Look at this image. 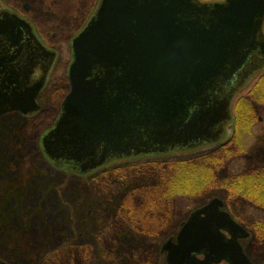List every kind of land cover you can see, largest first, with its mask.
I'll return each instance as SVG.
<instances>
[{
    "label": "water",
    "instance_id": "95a60500",
    "mask_svg": "<svg viewBox=\"0 0 264 264\" xmlns=\"http://www.w3.org/2000/svg\"><path fill=\"white\" fill-rule=\"evenodd\" d=\"M263 26L264 0H101L72 41L70 92L42 138L46 156L86 175L121 159L219 142L235 95L264 65ZM14 46L45 50L29 22L5 11L0 117L35 113L45 81H19L20 57L8 56ZM46 52L50 65L55 53ZM223 206L214 198L191 214L177 241L163 245L168 264H253L239 242L249 233Z\"/></svg>",
    "mask_w": 264,
    "mask_h": 264
},
{
    "label": "rangeland",
    "instance_id": "374dc122",
    "mask_svg": "<svg viewBox=\"0 0 264 264\" xmlns=\"http://www.w3.org/2000/svg\"><path fill=\"white\" fill-rule=\"evenodd\" d=\"M100 2L0 0L1 8L23 12L42 41L58 53L39 97L42 110L28 121L16 113L0 120V260L7 264H168L166 253L160 252L165 238L175 236L198 205L220 198L232 217L257 238L242 239L245 253L253 264H264V239L258 226L264 223V209L248 190L250 181L258 182L264 175V65L235 95L230 122L217 144L117 160L86 175L58 167L46 156L42 138L58 120L70 91L72 41L87 27ZM243 98L255 113L250 123L245 119L246 105L239 104ZM199 160L204 169L181 193L172 194L175 219L161 230L159 239L152 242L131 233L130 217L126 221L122 216L130 188L165 182L174 176V163ZM130 171L140 173L127 177ZM240 181L243 185H237ZM161 190L145 192L157 195Z\"/></svg>",
    "mask_w": 264,
    "mask_h": 264
},
{
    "label": "flooded vegetation",
    "instance_id": "af4514ba",
    "mask_svg": "<svg viewBox=\"0 0 264 264\" xmlns=\"http://www.w3.org/2000/svg\"><path fill=\"white\" fill-rule=\"evenodd\" d=\"M5 11H10L16 15H18L20 18L26 20L27 22H29L31 25H32V28H33V33L36 37V39L40 42L41 46L45 48V50H35L34 48V52L33 54L31 55L30 54V50L28 48H25L23 49V47H19V46H14L13 48H11V51L9 53V58L10 59H13L15 56L17 57V59L20 57L19 61L22 63L21 65L22 66H18L14 69V74L15 76L16 75H19L20 78H19V81L20 82H24L25 83V86L26 87H31V86H35L37 84H39L43 79L45 80L44 81V85L43 87L41 88L40 92L38 93L37 97H36V102H37V105H38V112H40L42 110V105L40 103V100H39V97L41 95V93L43 92L44 88H45V85H46V82L48 81V77H49V74H50V71L52 69V66L53 64L55 63V61L57 60V56H58V53L57 51L46 45L42 39L38 36L37 32H36V29H35V26H34V23L29 19L27 18V16L19 11L18 9H13V10H9V9H3L0 7V14L4 13ZM23 42L22 43H25L26 40H27V35L25 34L24 31H22V36H21ZM21 43V45H22ZM47 51L49 52H54L55 53V58L54 60L52 61V63L49 65V63H47V60H46V54H47ZM50 54V53H49ZM27 66V67H26ZM27 68V69H26ZM69 81V80H68ZM22 84V83H20ZM66 97V96H65ZM65 99V98H64ZM63 111V103L60 107V112H59V117L61 115ZM37 112V113H38ZM10 113H16L17 115H21L23 116V119H25L24 121H28L29 118H32L35 114H37L36 112L35 113H32V114H23L22 112L20 111H11V112H8L4 115H2L0 117V120H2L3 117H5L6 115L10 114ZM59 119V118H58ZM57 122V121H56ZM56 122L54 123V125L51 127L50 130H52L54 128V126L56 125ZM156 156V155H154ZM141 157H148V156H141ZM136 158V157H134ZM138 158V157H137ZM133 159V158H131ZM126 160H130V159H126ZM114 163L111 162L107 165H104L98 169H96L95 171L93 172H96L98 171L99 169L105 167V166H109L110 164ZM91 172V173H93ZM147 186H149V183H141L139 186H137L136 188H130V190L127 192V194L125 195V197L128 195V194H132L135 192V190H149L151 188H148ZM153 189H156V190H159V189H162V188H153ZM222 200V199H221ZM223 201V200H222ZM209 203V202H208ZM208 203H205V204H202V205H198L197 208L194 209V211L202 208L203 206L207 205ZM224 203V202H223ZM225 203H224V206L223 208L221 209L222 211H225L227 213H229L225 207ZM256 205V204H254ZM259 205V204H258ZM261 206V205H260ZM262 207V206H261ZM174 208V206H171L169 208H164V212L162 214V212H159V217L157 219H152V220H149V216L151 217L152 214L149 215L150 211L148 210V216L147 217H144L142 218L144 220V233L143 235L140 236V238H151L152 242H156L158 239H159V235L161 233V230L162 229H165L166 225H169V224H172L174 222V210L172 209ZM264 209V207H262ZM173 210V211H172ZM147 211V210H146ZM160 211V210H159ZM192 211L191 214L194 212ZM190 214V216H191ZM231 217L232 215L229 214ZM189 216V217H190ZM141 217H142V213H141ZM188 217V219H189ZM233 218V217H232ZM188 219L186 221H183L181 223V226H180V229L179 231L176 233V235H170L169 237L165 238V240L162 242V245H161V248H160V252H163L162 248H163V245L168 241V240H173L174 242L177 241V236L179 234V232L181 231V229L183 228V226L185 225V223L188 221ZM234 219V218H233ZM235 220V219H234ZM236 221V220H235ZM237 222V221H236ZM239 223V222H237ZM261 223V222H260ZM240 224V223H239ZM241 225V224H240ZM242 226V225H241ZM243 227V226H242ZM245 228V227H243ZM246 230V228H245ZM247 231V230H246ZM149 232V233H148ZM248 232V231H247ZM223 233L227 236H229L226 232L223 231ZM250 235V237L254 236L251 232H248ZM249 237V238H250ZM255 237V236H254ZM256 238V237H255ZM257 239V238H256ZM144 241V240H142ZM146 241V240H145ZM241 241L240 240V244H241ZM241 246H243L241 244ZM245 252V250H244ZM163 253H166V252H163ZM199 258H203V256H199Z\"/></svg>",
    "mask_w": 264,
    "mask_h": 264
},
{
    "label": "trees",
    "instance_id": "16d2710c",
    "mask_svg": "<svg viewBox=\"0 0 264 264\" xmlns=\"http://www.w3.org/2000/svg\"><path fill=\"white\" fill-rule=\"evenodd\" d=\"M264 91V88H262ZM239 104L243 107H246V121L250 123V120H252V116H254L253 112V106L252 104L249 103L248 100H245L244 98L241 99ZM239 105V106H240ZM240 108V107H239ZM253 127V122L251 123L250 129ZM230 143V142H229ZM227 146V145H226ZM225 147V145H224ZM222 146V148H224ZM221 150V149H220ZM241 151V150H240ZM227 154V151H226ZM200 160L199 161H182L178 163H174L175 169L173 170L174 176L169 179V180H162L160 183H149L153 186H147L148 188H162L161 192H159L157 195L156 194H148L147 192H143V190H135V194H128L123 201L122 204V216L124 219L129 220L128 216L130 217V222L131 224H127L130 227L131 233H136L138 236L143 235L144 233V220L142 218L148 216V210L150 211L149 215L152 214V216H149V220L152 219H157L159 217V212H162L163 214V209L164 208H169L171 207V200L172 194H178L181 193L184 190V187L189 186L192 184L195 176L197 175L196 173L198 171L203 170L202 166H199ZM129 169H123L121 171H127ZM132 170V169H131ZM264 172V171H261ZM140 171L138 172H133L130 171L127 173V177H135L136 174H139ZM136 178V177H135ZM240 180H242V177L240 176ZM252 180V178H251ZM164 182V183H163ZM253 183V184H252ZM250 181V187H248V190L250 189L251 197L252 200H259L258 203L262 207H264V175L263 178L260 179L258 182H253ZM184 185V186H183ZM237 185H243V182L240 181ZM258 189L260 191H255L254 189ZM249 192V191H248ZM133 195L132 200L130 201L129 198L130 196ZM241 196V195H239ZM251 200V201H252ZM253 202V201H252ZM255 202H253V205ZM164 207V208H162ZM145 209L144 215L141 217V213H139V209ZM147 210V211H146ZM160 210V211H159ZM147 212V213H146ZM260 226V232L262 233V239H264V223H259ZM133 228V229H132ZM149 233V232H148ZM261 235V234H260Z\"/></svg>",
    "mask_w": 264,
    "mask_h": 264
},
{
    "label": "bare ground",
    "instance_id": "6f19581e",
    "mask_svg": "<svg viewBox=\"0 0 264 264\" xmlns=\"http://www.w3.org/2000/svg\"><path fill=\"white\" fill-rule=\"evenodd\" d=\"M166 256H167V253H166Z\"/></svg>",
    "mask_w": 264,
    "mask_h": 264
}]
</instances>
